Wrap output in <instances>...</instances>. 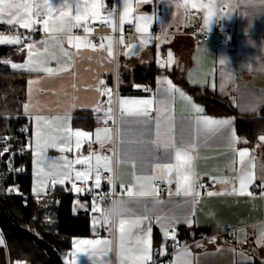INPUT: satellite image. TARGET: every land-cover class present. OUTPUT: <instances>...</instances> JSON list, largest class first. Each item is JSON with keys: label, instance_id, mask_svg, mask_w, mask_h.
<instances>
[{"label": "crops", "instance_id": "obj_1", "mask_svg": "<svg viewBox=\"0 0 264 264\" xmlns=\"http://www.w3.org/2000/svg\"><path fill=\"white\" fill-rule=\"evenodd\" d=\"M106 1L95 0L102 5ZM27 2L40 6L31 13L35 23L37 18H43L39 33L30 38L22 34L34 32L35 23L32 28H24L0 22L1 28L13 31L0 37L21 39L20 44L0 43V59L12 68V64L28 62L31 52L34 65L54 70L49 74L12 68L27 74L24 113L32 122L30 163L32 153L33 165L36 158L43 161L41 164L54 163V168L46 175L43 173L38 181L32 169L31 194L43 193L41 197L36 195L37 200L46 197L50 188L69 192L78 181L101 188V178L100 186L95 185L97 172L100 175L113 167L102 151L113 143L112 122L116 113L118 182L128 185L133 193L120 198L118 204L123 201L126 210L114 217L113 223L92 227L90 236L72 239L65 264H134L133 258L139 255L138 237L148 242L150 259L142 262L147 264L156 246L163 249L170 240L178 244L182 233L185 237L173 253L171 264H245L256 260L264 264V255L260 254L264 250V140L259 136L249 145L248 134L238 130L239 118L256 115L264 108V0H121L119 28L131 34L122 37L123 42L122 38L117 41L113 35L105 34L99 45L93 44L88 34L92 24L106 21L115 27L114 17L104 18L100 10L96 18L77 22L74 0H68L69 6H62L63 0ZM46 2L51 6L48 15L43 8ZM125 3L130 11L121 24ZM195 11L202 13L204 20L212 12L211 23L206 25L209 30L219 20L233 26L237 32L233 45L215 40L202 42L189 35L188 16ZM36 12L40 14L37 16ZM140 16L151 18L147 32L137 31L138 24L144 23L138 21ZM142 40L146 43L142 44ZM30 44L35 47L29 49ZM46 55L47 63L42 64ZM139 67L142 74H150L153 83L136 77ZM167 81L179 91L165 97L162 90L168 88ZM142 86L151 91L140 92ZM115 87L119 89L117 95L113 92ZM149 99L153 103L148 106V117L129 114L141 106L127 102ZM122 101L126 103L122 105ZM208 103L212 105L209 107ZM217 103L232 108L234 113L218 111ZM193 106L203 111L196 112ZM199 117L230 123L198 128ZM158 118L168 122L160 128L159 138ZM145 120L147 124L143 123ZM98 129L102 144L96 140ZM77 131L89 135L76 137ZM68 135L70 142L61 143ZM170 138L175 148L164 146ZM191 143L196 145L191 150L190 164L195 184L199 180L215 181L218 187L212 195L195 197L194 188L186 192L183 175L188 166L183 158L177 160L176 148ZM243 150L246 155L241 163L239 152ZM97 156L101 157L99 164ZM84 158H90V171L88 164L75 163ZM165 165L171 166L170 172ZM77 171L89 172L88 179L76 180ZM241 172L253 177L243 194L239 191ZM54 174L63 183H53ZM159 180L169 185L167 192L155 186ZM137 218L139 226L129 231L127 221ZM121 219L126 221L123 246ZM205 227L231 230L233 239L222 234L214 243L194 242L195 231ZM171 230L175 235L169 233ZM156 231L160 237L158 244ZM0 239V247H5L1 226ZM80 241L108 243L93 247Z\"/></svg>", "mask_w": 264, "mask_h": 264}, {"label": "trees", "instance_id": "obj_2", "mask_svg": "<svg viewBox=\"0 0 264 264\" xmlns=\"http://www.w3.org/2000/svg\"><path fill=\"white\" fill-rule=\"evenodd\" d=\"M4 51L5 49H2V52ZM141 68L135 70V75L148 82L151 80L150 74H142ZM151 82L153 83L152 80ZM26 87L27 74L13 70L0 59V226L6 239V246L0 247V264H52L46 251L21 232L18 224L50 243L63 260L71 249L74 237L92 234L88 198H75L71 191H57L62 195L59 200L54 197H42L37 200L29 198L25 202L7 193L8 187L14 181L11 176L5 177L4 174L13 163L19 167L16 180L20 183L22 191L31 193L32 190L29 148L32 122L24 113ZM211 105L208 103L209 107ZM217 105L220 107L218 111L234 113V110L225 104ZM238 125L239 132L242 129L248 134V144L251 145L253 138L264 135V108L256 115L239 118ZM5 148L10 152L7 160H3ZM2 193L7 194L1 195ZM219 231L221 230L217 227L199 228L194 233L193 241L198 240L204 233L214 234ZM158 234L156 231V244L160 242ZM184 237L183 233L179 235V245H182ZM260 254L264 255V250H261ZM245 264L262 263L256 260Z\"/></svg>", "mask_w": 264, "mask_h": 264}, {"label": "built area", "instance_id": "obj_3", "mask_svg": "<svg viewBox=\"0 0 264 264\" xmlns=\"http://www.w3.org/2000/svg\"><path fill=\"white\" fill-rule=\"evenodd\" d=\"M111 13V16L115 19V27H111L106 21H96L92 24L91 30L88 33L93 44L99 45L101 43V37L105 34L113 35L117 41L122 37L128 36L131 33H125L119 28V19L121 15V0H107L101 8V16L111 17L108 15ZM43 21L42 17L37 18L35 23L34 32H22V34L28 38L32 37L34 34L39 33L41 23ZM204 16L200 12H192L188 16V27L187 33L191 36L198 38L202 42H207L210 40H215L221 43H228L233 45L234 37L237 34L233 26L228 25L223 20H219L215 26L209 30L204 23ZM13 32L8 28L0 27V35L8 34ZM142 93L150 92V88L142 86L139 89ZM114 94L119 93L117 87L113 90ZM112 126L114 128V137L113 143L110 147L103 149L102 155L105 159H110L112 161L113 167L111 171L101 172L100 178L104 182V185L101 188H92L89 185L78 181L75 183V188L73 187L71 195L75 198L85 197L90 201L89 208V221L93 227L102 226L104 224L113 223L114 218L107 213L112 205L118 204L120 198L127 195L130 187L128 185H120L117 177V162H118V153H119V140H118V118L117 113L113 119ZM19 170V167L13 163L11 168L7 170L4 174L5 177L11 176L13 178V183L8 187L7 193L21 198L23 201H27L29 198L36 199V195L31 193H25L22 191L20 183L16 180V175ZM111 180V183H109ZM155 186L159 188L162 192H167L169 190V185L163 183L159 180L155 182ZM217 183L215 181L209 180H199L196 182L194 187V196L198 197L206 193H213L217 189ZM79 189V191H77ZM7 193H2L5 195ZM46 197H54L56 200L61 199L62 195L58 193L54 188H50L46 193ZM94 202L100 211H93ZM170 234L175 235L173 230L169 231ZM222 234H227L228 239H233V234L231 230H223L214 234L204 233L202 237L194 242H206L214 243L217 241V238ZM178 248L176 241H168L163 249H156L154 256L150 262L147 264H171L172 256L175 250Z\"/></svg>", "mask_w": 264, "mask_h": 264}, {"label": "snow or ice", "instance_id": "obj_4", "mask_svg": "<svg viewBox=\"0 0 264 264\" xmlns=\"http://www.w3.org/2000/svg\"><path fill=\"white\" fill-rule=\"evenodd\" d=\"M146 2V0H145ZM74 4H75V11H76V16H75V20L77 22H79L80 20H85L87 21L89 19V17L91 18H96L97 16L100 15V10L101 8H103L102 4H99L97 2H95V0H92V2H88V0H74ZM62 6H69L68 5V0H63L62 2ZM193 7H196L195 4L192 5ZM40 7L39 5H32L30 3L27 2V0H0V22H4L7 23L8 25H15V24H20L21 27L24 28H32L33 24L35 23L34 20L31 19V13H32V9L33 8H38ZM201 7H205L204 5H201ZM211 7V6H209ZM44 9H46L47 11L45 12V15H48L51 13V6L50 3H45V5L43 6ZM130 11V6L125 3V9H124V13L123 16L121 17V24H123L125 22V20L128 18V14ZM40 13L36 12V15L38 16ZM63 14V13H62ZM109 16H111V13H108ZM211 17H212V12L209 11L208 12V17L205 18V25H210L211 23ZM138 21H143V24H138L137 26V31H144L147 32L148 28L147 25L151 24V18L150 17H145V16H140L137 18ZM129 23L131 22L130 20L128 21ZM46 23V22H45ZM70 30V29H69ZM45 31H47V27H45ZM85 31H89L88 27H85ZM76 40H79V37L75 38ZM110 39V38H109ZM71 42V38L70 41ZM122 42H123V38H122ZM0 43H10V44H20L21 43V39L19 36H15V37H9V38H5V37H0ZM44 44H47V41L43 42ZM141 43H146V41L142 40ZM103 46V45H101ZM29 49H32L35 47V45L30 44L28 45ZM45 53H47V48H45ZM31 52H29V56H30V60L28 62H26L23 65H17V64H12V68L17 69V68H23L25 70L28 71H44L46 73L52 74L53 73V69L51 68H47V67H40L37 65H34L33 61L31 60ZM50 55V54H49ZM65 55H67V53H65ZM171 53H169V60H171ZM47 59L48 56L46 55L45 58L41 61L42 64H46L47 63ZM161 67H163V64L160 65ZM30 84L33 83L32 81L29 82ZM168 83V88L162 90V95H164L165 97L168 96L169 93H172L174 91H179L178 89H174V87L171 84V81H167ZM181 96H184V94L181 92L180 93ZM185 99H188L187 97H185ZM124 101L121 102V104L123 105ZM127 103H133V104H138L141 107L138 108L136 111L134 112H130L129 114L131 115H136V116H142V117H148L149 115V105H151L153 103L152 100H140V101H130ZM161 104H163V101L160 102ZM194 110L196 112H202L203 109L198 108L196 106H193ZM110 111V110H109ZM144 124H147V120L143 121ZM230 123V121L228 120H212L208 117H199L196 121V126L199 128L201 126L207 128L209 126H225L228 125ZM168 124L167 120H161L160 118L157 119L156 122V128H157V137L159 138V130L162 126H166ZM70 132V130H67ZM100 131L101 130H97V135H96V140L98 142H101V144L103 143V141H101V136H100ZM104 131H108L107 129H105ZM74 135L76 137H87L89 134L88 133H83V132H75ZM261 140H264V136L260 137ZM71 140V136L68 135L66 136L64 139L61 140V143H67L70 142ZM231 141L234 142L235 141V137L233 136L231 138ZM158 142V141H157ZM77 146H79V140L77 141ZM165 147H176L175 144L172 142L171 138L164 144ZM196 147L195 143H191L189 145H187L186 147H181V148H176V158L177 160L180 159H184L185 164L188 166L185 170V174L183 175V182L186 185V192H191L195 186V173L191 171V160H192V155H191V150H193ZM63 150V149H62ZM5 152L8 151V148L4 149ZM246 155V150L240 151L239 152V156L241 158V163H243V158ZM97 162L99 164V161L101 160V157L97 156L96 157ZM69 164L71 162H68ZM75 163L77 164H88L89 165V171L91 170V163H90V158H84V159H77L75 161ZM165 168L170 172L171 171V166L165 165ZM57 175L58 174H54L53 175V183L59 182V183H63V179L57 180ZM89 176V172H81V171H77L75 173V178L76 180H87ZM145 180H147L148 178H144ZM253 177L245 172H241V175L239 177V184H240V193L243 194L245 192V189L247 188L248 184H250L252 182ZM221 182H225L223 180H221ZM109 183H111V180H109ZM95 185L96 187L100 186V175L99 172H97L96 175V181H95ZM73 187L75 188V184H73ZM77 191H79V189H77ZM128 196H132L133 193L131 190L128 191ZM213 193H209V195H212ZM250 194V193H249ZM124 202L121 201L120 204H123ZM93 211H100V209L96 206L95 202L93 205ZM126 221L124 219L120 220V227L122 229V233H121V242H122V246H123V241L125 239V233L123 231L124 229V225H125ZM127 223L129 224V231L131 227H137L140 224V218L137 219H133L130 221H127ZM149 233H150V229H149ZM3 243V240L0 239V244ZM78 243L81 244H88V245H92L93 247H95L96 245H99L101 243L107 245V241H80ZM136 252L139 254L138 256L134 257V264H142V262L147 261L148 259H150V255H149V246H148V242L145 240H141L139 237L137 238V247H136Z\"/></svg>", "mask_w": 264, "mask_h": 264}, {"label": "water", "instance_id": "obj_5", "mask_svg": "<svg viewBox=\"0 0 264 264\" xmlns=\"http://www.w3.org/2000/svg\"><path fill=\"white\" fill-rule=\"evenodd\" d=\"M10 156V152L7 151L3 154V160H7ZM18 227L21 232H23L25 235L30 237L37 245H39L42 249L46 251V253L49 256V259L52 264H65L62 256L58 253V251L46 240L43 238H40L37 234L32 232L30 229L22 227L18 224Z\"/></svg>", "mask_w": 264, "mask_h": 264}, {"label": "rangeland", "instance_id": "obj_6", "mask_svg": "<svg viewBox=\"0 0 264 264\" xmlns=\"http://www.w3.org/2000/svg\"><path fill=\"white\" fill-rule=\"evenodd\" d=\"M37 150H35V154H37ZM43 161L39 160V159H35L34 165H33V153L31 156V163H30V168H31V173H32V169L34 168L35 170V179L38 181V179H41L43 177V173H45V175L47 173H49L50 169H53L54 166L50 161H45L43 164H41ZM58 165V164H55ZM34 166V167H33ZM35 194V193H33ZM37 196L41 197L43 195V193H36Z\"/></svg>", "mask_w": 264, "mask_h": 264}, {"label": "clouds", "instance_id": "obj_7", "mask_svg": "<svg viewBox=\"0 0 264 264\" xmlns=\"http://www.w3.org/2000/svg\"><path fill=\"white\" fill-rule=\"evenodd\" d=\"M126 210V206L124 204H114L112 205L109 209H107V213L111 216V217H116L120 214L123 213V211Z\"/></svg>", "mask_w": 264, "mask_h": 264}]
</instances>
